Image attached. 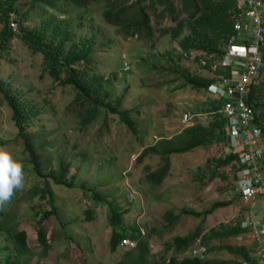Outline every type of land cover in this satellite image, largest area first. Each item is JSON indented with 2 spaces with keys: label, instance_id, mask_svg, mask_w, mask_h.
Masks as SVG:
<instances>
[{
  "label": "rangeland",
  "instance_id": "rangeland-1",
  "mask_svg": "<svg viewBox=\"0 0 264 264\" xmlns=\"http://www.w3.org/2000/svg\"><path fill=\"white\" fill-rule=\"evenodd\" d=\"M169 1L171 11L159 14V4L155 13L146 9L148 37L143 33L129 36L126 29L112 26L103 17L107 4L101 1L94 2L90 17L65 1L60 6H33L19 23H9L14 32H33L43 25V40L49 42V49L60 46L59 59L74 41H82L79 45L83 48L88 46L84 56L68 65V74L88 84L96 92L91 97L105 95L104 101L125 111L135 131L126 127L118 113L101 105L94 118L82 124L85 111L67 108L76 88L64 79V71L59 73L62 80H54L40 52H33L21 36L5 41L0 48V146H6L23 164L25 183L0 208V221L11 235L24 231L25 242L16 247L9 235H0L1 264H113L121 259L118 253L127 250H109L113 229L127 236L140 234L146 243L147 256L142 260L146 264L175 254L173 246L164 250L175 235L191 237L175 254L177 261L186 256L188 246L202 243L204 238L207 251L202 261L246 264L240 256L243 252L254 264H264V245L240 226L247 215L264 219V203L259 198L243 201L232 190L233 161L216 164L227 152L223 139L170 153L167 172L158 184L145 180V175L162 163L160 157L147 154L136 159L143 147L159 138L172 139L191 125L209 129L213 123V113L207 107L216 97L181 83L186 72L215 77L205 65L215 54L180 49L178 40L189 30L183 23L174 38L171 30L178 19L191 22L192 18L181 10L179 0ZM15 2H20L22 9L27 6V0ZM60 11H65L69 20V34L63 42L58 41ZM257 81V100L264 103V68ZM3 88L14 94L13 104L19 107V132ZM255 111L264 118V105ZM35 163L38 173L32 170ZM58 178L63 182H57ZM32 186L43 191L34 192ZM216 200L229 203L203 214ZM112 208L120 215L116 226L111 223ZM44 210L51 213L44 215ZM236 228L235 233L223 234ZM134 253L131 249L130 254Z\"/></svg>",
  "mask_w": 264,
  "mask_h": 264
},
{
  "label": "trees",
  "instance_id": "trees-1",
  "mask_svg": "<svg viewBox=\"0 0 264 264\" xmlns=\"http://www.w3.org/2000/svg\"><path fill=\"white\" fill-rule=\"evenodd\" d=\"M71 4L73 7L77 8L81 11L84 16L90 17L88 14L90 8L93 6L94 2L101 1L107 4V7L102 10L103 17L106 21H108L112 26H116L118 28L126 29V34L131 35L133 33H143L145 36H149V25H148V16L146 9H149L153 13L157 11L155 5H162L160 9H158L159 14L164 11H171L172 3L169 0H27L26 8L22 9L20 2H15V0H0V48H2L5 41H7L11 36H21V39L24 43L31 48V50L40 52L43 57V63H45L47 67L48 74L54 80H62L60 79L59 73L64 71L65 77L64 79L69 81L76 88V94L74 98L70 101L67 108L73 107L75 109H83L85 111V115L81 118L82 124L89 123L95 116L96 107L98 105L105 106L107 110L111 112H116L119 114L120 120L126 125V127L130 128L132 132L135 131L134 123L132 119L128 116L125 111H119L116 107H112L109 102L104 101V96L102 98L99 97H91V95H96L95 91L89 89L88 84H81L82 82L74 79L70 74H68V65L73 63L77 58L84 56V54L88 51V46L84 47L79 45L82 41L72 42L69 45L68 50L62 55V58H58L61 54L59 44L49 49V45L47 41L43 40V25H39L41 30L33 31V32H25L18 29L16 32L12 31L9 23H19L20 19L24 17L25 13L32 8L33 6L42 5H50L52 3H56L57 5H63L64 2ZM181 10L187 12L189 17L192 18V21H187V19H178L177 26L172 28L171 36L172 38L176 37L180 31L181 26L185 23V28L189 30V33L184 35L182 38L178 40V45L180 49L187 52L189 49L193 50H201L206 54H215V57H210L209 62L206 65L207 68H211L215 77L207 78L203 76L193 75L188 72L185 73L182 81V85H188L192 89L205 92L207 94H211L207 90V86L211 83H217V75H228V68H219L213 66L219 62L222 54L229 43H244L246 41L238 38L236 34V30L233 28V20L235 17L236 11V0H179ZM116 4V6H115ZM57 10V9H55ZM65 11H60L59 19L61 24L57 27L60 31V36L58 41L63 42L68 37L69 30L67 28V24L69 20L65 15ZM15 24V26H16ZM20 28V25H18ZM54 30L50 33V37L54 35ZM141 31V32H138ZM78 49V52H76ZM261 52V63L258 69L257 80L259 76V72L262 68H264V44L259 47ZM83 52V53H82ZM217 56V59H216ZM213 59H216L215 61ZM214 61V62H213ZM213 62V63H212ZM210 63H212L210 67ZM67 72V73H66ZM258 82L255 85H250L249 91L246 94V102L250 108H252V116L251 122L262 125L264 124V118L255 111L260 106H263L264 103H260L257 100L258 92L260 90V85ZM257 85V86H256ZM3 98L6 99V102L10 105L11 116L14 117L15 125L18 128L17 132H19L21 127L19 126L20 118L19 116V107L13 104V93H10L7 88H3ZM85 95V97H83ZM215 96V95H214ZM216 97V96H215ZM214 100V99H213ZM224 100L216 97L214 103H211L207 108L209 111L213 113V123L210 124L209 129H204V127H199L197 125H191L183 128V130L174 135L172 139L168 138H159L153 144L145 146L141 149L140 153L137 155L136 159L147 155V154H157L162 163L154 170L148 171L145 175V180L158 184L163 176L166 174L168 169V155L170 153H182L188 151L192 148L203 146L207 144H211L215 139L224 140V144L226 149L228 148V143L226 140V132L224 129L225 126V118L223 116L224 112L223 108ZM74 112V111H72ZM214 129L217 133L214 132ZM221 134V137H219ZM24 146L28 149L27 141L24 140ZM31 156L32 152H30ZM230 160L234 163V180L232 190L239 196L238 191L236 189L235 180L237 178L236 173L241 168L242 165H239V153L235 150H230L226 154L216 159V164H224L229 162ZM34 173H38L37 163L32 167ZM212 176V175H211ZM57 182H63L62 179H56ZM43 187V185H42ZM42 187H38L42 190ZM36 187L32 186L31 189L36 192ZM46 191V188H43ZM43 195V192L40 193V196ZM95 198H99L97 195ZM229 203V200H216L214 201L207 210L203 211V214L211 213L216 207L225 206ZM111 215V223L116 226L120 224V215L114 213L112 208ZM193 215H197L196 212H188ZM50 211L44 210V215L50 214ZM170 212H167V214ZM236 230H226L223 232L225 235H229L235 233ZM9 235L10 239L14 245L23 246L25 242V232L19 230L11 235V231L3 224V221H0V235ZM123 236H127L123 231L113 229L111 235L108 239L109 250L111 252H115L118 249V241ZM128 237H134L136 241V245L132 248H123L127 249L118 253L120 256V260H116L113 264H146L142 260H145V256H147V248L146 243L140 240L141 236L138 232L134 236L133 233H128ZM133 239V238H131ZM133 239V240H135ZM191 237L189 236H178L175 235L170 241L165 243L164 250H167L170 246L174 247V253H178L182 251L190 241ZM3 241V238L2 240ZM205 239L203 238V242L198 245H190L186 249V256L183 255L179 261L176 258L175 254H171L164 261V256H160L161 260L152 264H194L195 262L199 264H211L210 260L202 261L205 257L207 251V245H204ZM202 247L203 251L197 255L191 254L192 248ZM121 248V247H120ZM2 249V247L0 248ZM131 249H135L134 254H130ZM185 252V251H184ZM183 252V253H184ZM182 254V253H181ZM180 254V255H181ZM240 256L243 258V261L246 264H254L255 260L249 257L246 253L240 252ZM127 257V258H124ZM126 260V261H124ZM1 264V263H0ZM5 264V263H3ZM220 264V263H219ZM232 264H243L241 262H236Z\"/></svg>",
  "mask_w": 264,
  "mask_h": 264
},
{
  "label": "built area",
  "instance_id": "built-area-1",
  "mask_svg": "<svg viewBox=\"0 0 264 264\" xmlns=\"http://www.w3.org/2000/svg\"><path fill=\"white\" fill-rule=\"evenodd\" d=\"M232 26L246 44H227L213 68H228V75H217V83L209 84L207 90L224 100L227 149L239 153L238 162L242 165L235 180L239 198L243 201L259 198L264 203V124L250 121L253 111L245 99L250 85L257 83L261 63L259 47L264 44V0H236ZM186 118L184 113L183 120ZM240 226L248 229L259 245H264V219L247 215ZM135 245L136 241L128 236L118 241V246L123 248ZM202 251V247L192 248L191 254Z\"/></svg>",
  "mask_w": 264,
  "mask_h": 264
},
{
  "label": "clouds",
  "instance_id": "clouds-1",
  "mask_svg": "<svg viewBox=\"0 0 264 264\" xmlns=\"http://www.w3.org/2000/svg\"><path fill=\"white\" fill-rule=\"evenodd\" d=\"M25 183L23 164L6 146H0V208L7 205Z\"/></svg>",
  "mask_w": 264,
  "mask_h": 264
},
{
  "label": "crops",
  "instance_id": "crops-1",
  "mask_svg": "<svg viewBox=\"0 0 264 264\" xmlns=\"http://www.w3.org/2000/svg\"><path fill=\"white\" fill-rule=\"evenodd\" d=\"M251 216H253V215H251ZM260 216V215H259ZM253 217H256V216H253ZM258 219H260L259 217H257Z\"/></svg>",
  "mask_w": 264,
  "mask_h": 264
}]
</instances>
